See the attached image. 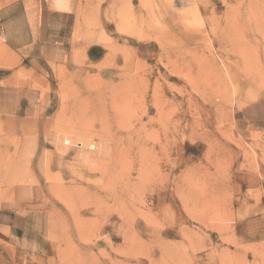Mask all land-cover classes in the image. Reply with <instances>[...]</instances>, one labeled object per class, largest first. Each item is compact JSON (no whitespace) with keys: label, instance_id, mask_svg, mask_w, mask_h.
<instances>
[{"label":"rangeland","instance_id":"1","mask_svg":"<svg viewBox=\"0 0 264 264\" xmlns=\"http://www.w3.org/2000/svg\"><path fill=\"white\" fill-rule=\"evenodd\" d=\"M71 2L0 61V264H264V0Z\"/></svg>","mask_w":264,"mask_h":264},{"label":"crops","instance_id":"2","mask_svg":"<svg viewBox=\"0 0 264 264\" xmlns=\"http://www.w3.org/2000/svg\"><path fill=\"white\" fill-rule=\"evenodd\" d=\"M71 6V0H61L57 6L51 0H12L1 5L0 61L5 62L7 49L23 60L32 53H42L37 47L44 38H50L53 44H62L48 32L53 27L59 28L62 16L72 12ZM55 16L59 17V23L55 22Z\"/></svg>","mask_w":264,"mask_h":264},{"label":"bare ground","instance_id":"3","mask_svg":"<svg viewBox=\"0 0 264 264\" xmlns=\"http://www.w3.org/2000/svg\"><path fill=\"white\" fill-rule=\"evenodd\" d=\"M111 153V152H110ZM90 161V160H89ZM111 163V162H110ZM96 165V164H95ZM91 166V165H90ZM110 166V165H109ZM73 167V166H72ZM65 168V167H64ZM111 168V167H110ZM69 169V168H68ZM72 172V171H71ZM70 175V174H69ZM101 175V174H100ZM106 175V174H105ZM109 175V174H108ZM75 177V176H74ZM76 178V177H75ZM85 181V180H84ZM87 181V180H86ZM98 181V180H97ZM94 185V184H93ZM76 186V185H75ZM96 186H98V185H96ZM61 187V186H60ZM72 187V186H71ZM80 187V186H79ZM78 187V188H79ZM86 187V186H85ZM95 187V186H94ZM109 187H110V185H109ZM97 188V187H96ZM112 188V187H111ZM62 190V189H61ZM85 190V189H84ZM112 190V189H111ZM59 191V190H58ZM66 191V190H65ZM77 191V190H76ZM87 191V190H86ZM77 193V192H76ZM103 193V192H102ZM64 194V193H63ZM78 194H79V192H78ZM80 194H81V192H80ZM65 195V194H64ZM77 195V194H76ZM87 195H89L88 193H87ZM92 195V194H91ZM105 195V194H104ZM110 195V194H109ZM61 196V195H60ZM66 196V195H65ZM64 196V197H65ZM77 197H79V196H77ZM102 197V196H101ZM75 198V197H74ZM69 199V198H68ZM86 199V198H85ZM87 199H88V196H87ZM92 199H93V197H92ZM102 200V199H101ZM104 200V199H103ZM76 201H78L77 199H76ZM81 201V200H80ZM83 205V204H82ZM74 206H76V205H74ZM93 206V205H92ZM79 207V206H78Z\"/></svg>","mask_w":264,"mask_h":264}]
</instances>
